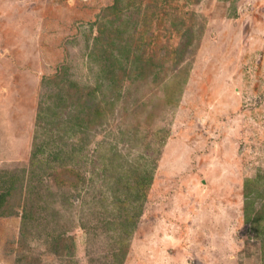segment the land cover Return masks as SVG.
<instances>
[{
  "label": "rangeland",
  "instance_id": "rangeland-1",
  "mask_svg": "<svg viewBox=\"0 0 264 264\" xmlns=\"http://www.w3.org/2000/svg\"><path fill=\"white\" fill-rule=\"evenodd\" d=\"M0 264H264V0H0Z\"/></svg>",
  "mask_w": 264,
  "mask_h": 264
}]
</instances>
